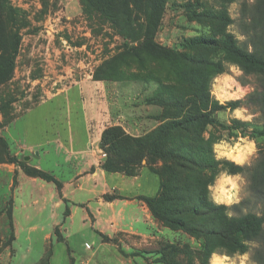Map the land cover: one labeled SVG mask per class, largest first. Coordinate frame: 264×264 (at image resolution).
I'll list each match as a JSON object with an SVG mask.
<instances>
[{
	"label": "trees",
	"instance_id": "1",
	"mask_svg": "<svg viewBox=\"0 0 264 264\" xmlns=\"http://www.w3.org/2000/svg\"><path fill=\"white\" fill-rule=\"evenodd\" d=\"M225 5L232 0H220ZM82 13L90 20L108 23L124 39L114 61L116 71L95 75V81H118L133 66L145 74L133 75L123 81L143 84L154 83L156 88L144 97L148 106L159 108L151 118L159 124L139 137L129 135L122 126L106 127L101 137V148L106 155L102 168L108 173L136 176L146 166L160 178V190L155 197L142 198L153 218L171 231H180L201 243V253L208 262L212 254L224 251L227 255L244 253L255 245L253 258L257 264H264V149L250 167L237 165L229 160L216 161L212 146L221 139L208 131L209 127L223 126L234 137H248L258 143L264 138L261 131H249L247 122L232 119L230 124L217 119V113L244 105L255 107L264 118V0H254L252 5L244 3L241 9V30L248 38L247 47L222 29L225 50L224 60H211L214 52L207 47L217 43L204 38L186 40L181 47L202 50L196 55H188L179 50L160 44L156 36L162 26L167 9H183L191 21L202 18L215 20L214 11L201 4L206 13L195 12L186 2L178 5L171 0H79ZM210 12L212 14H208ZM214 14V15H213ZM11 19V22L9 21ZM15 14L7 8V0H0V74L13 72V56L17 44L14 31ZM222 20H225L222 18ZM232 22L227 20L226 23ZM11 23V25H10ZM4 40H10V50H3ZM12 41V42H11ZM251 47L252 50H248ZM236 65L244 76L254 77L258 89L247 95L245 100H234L222 105L211 95L214 78L223 73V62ZM157 66L163 68L156 72ZM120 79V80H121ZM4 147L1 163L17 164L23 172L33 178L61 183L53 175L29 166L12 155L9 142L0 138ZM146 160V165L143 161ZM159 163L160 166L155 167ZM220 168L232 173L246 175L249 191L254 200V209L229 219L226 211L241 212L252 200H243L228 208L219 207L207 199V185L213 182ZM57 242L65 243V238L55 230ZM71 264L75 259L67 247ZM161 254L153 250L139 251V256ZM53 249L47 250L39 264H51Z\"/></svg>",
	"mask_w": 264,
	"mask_h": 264
},
{
	"label": "rangeland",
	"instance_id": "2",
	"mask_svg": "<svg viewBox=\"0 0 264 264\" xmlns=\"http://www.w3.org/2000/svg\"><path fill=\"white\" fill-rule=\"evenodd\" d=\"M171 1L178 5L187 2L189 7H193L192 10L201 14L205 7H208L214 11L216 19L202 18L191 21V19L186 18L183 9L180 7L176 10L169 7L156 36V40L160 44L198 57L201 49L200 51L189 50L181 47V44L192 38H204L208 42L217 43L216 47L210 46L205 49L215 53L211 56V60L221 62L224 60L222 51L225 50V43L222 41V29H224L225 32L232 34L241 46L247 47L248 38L241 30V9L244 3L250 6L254 0H232L225 5L221 4L220 0ZM74 2L75 0H7V8H11L15 14L13 33L17 35V38L13 40V43L14 46L17 44V47L13 56V72L9 75L0 74V138L3 137L5 128L9 126V132L5 135L8 134L7 137L13 146L18 145L20 140L29 143L42 141L45 136L44 129L51 123L58 125L60 120L63 121L65 117L68 119L65 124L82 127L85 125L87 115L91 119H93V115H96L97 117L93 119L94 123L91 126L97 133L106 125L104 123L108 122L109 110L106 109L109 105V98L114 99L117 103L118 95L124 93V97H128L129 94L130 97H137L135 100L137 106L143 102L146 94H151L156 88L154 83L145 87L143 84L123 81L133 75L146 73L133 66L124 73L122 79L109 81L112 82L110 89L102 87L101 83L84 84L69 92L66 99L54 101V104H60L61 108H57L55 105L37 106L53 94L76 83L94 80L95 75L101 76L103 73L115 72L117 69L114 58L119 53L118 50L121 45L124 44V39L108 23L90 20L84 14L72 16ZM201 4H205V7L198 9L202 6ZM204 13L206 12L204 11ZM227 20H232V22L226 23ZM9 21L11 22V19ZM10 48V40H4L2 49L6 51ZM248 50H252V48L248 47ZM0 53H2L1 49ZM233 66L236 65L224 61L223 73L216 76L220 79L218 81L214 79L211 84V95L215 100L219 97L220 100L224 101L222 105L229 101L245 100L247 95L258 89L254 77L244 76L243 72L236 66L241 73L237 75L232 71ZM158 70L162 71L163 68L157 66L152 73L156 75ZM225 74L232 79H226ZM79 88L83 93L79 91ZM107 94H109V98ZM150 108L153 109V107ZM242 108L247 109L246 115L252 116L251 120L246 121L247 129L255 132L261 131L264 128L263 115L255 107L244 105ZM18 117H21L20 121L16 124L12 123ZM226 117L230 121L233 119L230 111H227ZM22 130L28 132L24 138L21 135ZM208 131L220 139L229 140V142L241 137L230 135V130L223 126L209 127ZM245 138L254 143L255 150L250 155L247 151L243 152L241 155L244 156V159H241L242 157L234 158V155L233 158L241 159L243 161L241 166L250 167L258 157L259 150L264 149V138H259L258 143L248 137ZM3 159L4 147L0 141V161ZM224 159L233 162V160ZM146 163L147 161L144 160L143 165ZM158 166H160L159 163L155 164V167ZM240 175L243 178V183L240 185L239 203L243 200H252L249 180L246 175ZM253 206L254 200L251 201V204H246L240 213L234 211L231 213L238 216L251 209L256 210ZM173 234L169 235L166 240L161 239L151 246L143 245L142 247L135 244L139 243V240L124 236L122 242L131 246L135 244L136 250L133 252L122 250V256L125 261L131 259V262L127 260V264H209V261L206 262L202 258L200 241L180 231H173ZM86 239L89 243L96 245V237L89 235ZM54 240H57L56 236ZM114 241L122 244L121 241L118 242L119 239ZM74 244H70L69 247L78 249ZM248 246L250 249L246 252L249 254V260L246 264H257L253 258L255 245ZM67 247L66 242L57 244L53 242L48 246V250L52 248L56 253L54 264H66V256L69 255ZM26 248L27 246L22 248L24 253ZM153 249L161 254L138 255L139 251H151ZM41 251L42 244L37 241L33 246L30 263L39 261L42 257ZM81 251H83L82 248H80L79 253L75 250L71 253L75 260L78 261L82 256L87 258L88 255L85 256L84 252ZM108 253L100 252L97 256L98 261L104 264H119ZM216 253L221 257L227 255L224 251H217ZM102 256H110L108 262H103ZM227 256L229 259L225 261V264H239V259L235 258L234 254Z\"/></svg>",
	"mask_w": 264,
	"mask_h": 264
},
{
	"label": "crops",
	"instance_id": "3",
	"mask_svg": "<svg viewBox=\"0 0 264 264\" xmlns=\"http://www.w3.org/2000/svg\"><path fill=\"white\" fill-rule=\"evenodd\" d=\"M74 3L71 15L83 14L79 0ZM91 83H101L102 87L110 89L112 82L87 80L76 83L37 106L55 105L58 108L61 105L54 104V101L64 100L76 87ZM79 91L83 93L80 88ZM124 96V93L118 95L117 103L112 98L108 99L106 110H109V118L105 126L120 125L129 135L139 137L159 124L151 118L158 114L159 108L144 103L136 106V96ZM96 117L93 115V119ZM20 119L18 117L12 123L16 124ZM93 119L87 115L84 126L74 127L65 124L68 122L65 117L58 125L51 123L44 129L42 141L29 143L20 140L15 146L8 139V134L5 135L10 127L3 131L12 155L29 166L53 175L61 187L27 176L17 164H0V264H39L50 244L63 243L54 240L56 228L61 231L68 247L76 244L78 249L71 246V252L75 250L79 253L82 248L81 252L88 255L87 258L82 256L75 260V264H104L97 258L102 251L109 252L119 264H127V260L131 262V259L125 261L123 251L133 252L136 250L135 244L151 246L174 235L173 231L153 218L142 199L157 196L160 190L159 176L146 166L133 177L106 172L102 168L106 155L101 148V137L106 127L95 133L91 126ZM21 135L23 138L28 135L27 130H22ZM89 235L96 237V245L87 241ZM124 236L140 242L135 243L133 248L122 242ZM37 241L42 244V257L30 263ZM23 246H27L25 253ZM55 255L53 249L51 264H54ZM110 256H102L103 262H108ZM66 257L65 263L71 264L70 256Z\"/></svg>",
	"mask_w": 264,
	"mask_h": 264
},
{
	"label": "clouds",
	"instance_id": "4",
	"mask_svg": "<svg viewBox=\"0 0 264 264\" xmlns=\"http://www.w3.org/2000/svg\"><path fill=\"white\" fill-rule=\"evenodd\" d=\"M232 71L237 75L241 74L236 66H233ZM225 78L229 80L232 79V77H228L226 74ZM214 79L218 81L220 77H215ZM217 100L221 104L224 103V101L220 100L219 97H217ZM227 111L229 110L225 109V111L217 113V118L222 123H230V120H228L226 117ZM230 111L231 116L234 119L241 121H248L252 119L251 115H246L247 109L245 108L237 107L235 109H231ZM254 150V143L247 140L245 137L237 138L232 142H229L227 139H221L212 146L213 156L216 161L227 158L233 160V162L237 165L242 164L243 161L241 159H234V153L239 156L245 151L251 154V152ZM241 183H243V178L239 173H232L229 169L220 168L217 171L213 182L207 185V199L217 207L224 205L226 208H228L233 204H238ZM225 215L228 216L229 219L232 218V213L230 211H226ZM234 257L239 259V264H246V262L249 260V254L247 252L235 253ZM228 259L229 257L227 255L221 257L214 252L209 258V264H225V261Z\"/></svg>",
	"mask_w": 264,
	"mask_h": 264
},
{
	"label": "bare ground",
	"instance_id": "5",
	"mask_svg": "<svg viewBox=\"0 0 264 264\" xmlns=\"http://www.w3.org/2000/svg\"><path fill=\"white\" fill-rule=\"evenodd\" d=\"M233 155H234V158H241L242 157V155L237 156V155H235V153ZM241 159H244V156Z\"/></svg>",
	"mask_w": 264,
	"mask_h": 264
}]
</instances>
